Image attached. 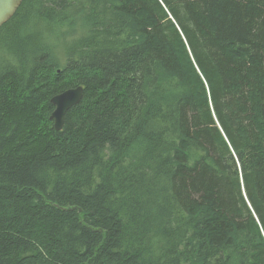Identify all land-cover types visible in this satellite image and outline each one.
Segmentation results:
<instances>
[{
	"label": "trees",
	"instance_id": "trees-1",
	"mask_svg": "<svg viewBox=\"0 0 264 264\" xmlns=\"http://www.w3.org/2000/svg\"><path fill=\"white\" fill-rule=\"evenodd\" d=\"M7 22L0 264L264 263V0H23Z\"/></svg>",
	"mask_w": 264,
	"mask_h": 264
},
{
	"label": "water",
	"instance_id": "water-1",
	"mask_svg": "<svg viewBox=\"0 0 264 264\" xmlns=\"http://www.w3.org/2000/svg\"><path fill=\"white\" fill-rule=\"evenodd\" d=\"M23 0H0V27L6 23L18 10ZM84 96L82 86L67 89L55 95L51 102L55 106L50 118L54 121L57 130H62L65 116L69 109L79 104Z\"/></svg>",
	"mask_w": 264,
	"mask_h": 264
},
{
	"label": "bare ground",
	"instance_id": "bare-ground-1",
	"mask_svg": "<svg viewBox=\"0 0 264 264\" xmlns=\"http://www.w3.org/2000/svg\"><path fill=\"white\" fill-rule=\"evenodd\" d=\"M22 16V15H21ZM8 23V22H7ZM7 31V30H6ZM204 75V74H203ZM83 87V86H82ZM84 88V87H83ZM58 95V94H57ZM54 97V96H53ZM52 97V98H53ZM52 100V99H51ZM75 108V107H74ZM210 108V107H209ZM68 114V113H67ZM212 116V115H211ZM263 130V129H262ZM260 134V133H259ZM221 140H222V138H220ZM224 144H226V143H224ZM142 145V144H141ZM228 147V146H227ZM189 151V150H188ZM152 152V151H151ZM151 155V154H150ZM188 155V154H187ZM113 159H114V157H113ZM145 159V158H144ZM163 159V158H162ZM205 159V158H204ZM245 159V158H244ZM159 160V159H158ZM113 161V160H112ZM214 161V160H213ZM141 163V162H140ZM193 163H195V162H193ZM259 163V162H258ZM161 164V163H160ZM241 164V163H240ZM255 164V163H254ZM109 165V164H108ZM115 165V164H114ZM237 165V164H236ZM259 165V164H258ZM200 166V165H199ZM249 167V166H248ZM258 167V166H257ZM117 168V167H116ZM154 168V167H153ZM243 168V167H242ZM125 169V168H124ZM238 169V168H237ZM164 170V169H163ZM220 170V169H219ZM225 170V169H224ZM226 171V170H225ZM162 173V172H161ZM233 174V173H232ZM144 175V174H143ZM149 175V174H148ZM244 175V174H243ZM233 176V175H232ZM247 176V175H246ZM246 176H244L245 178H246ZM134 177V176H133ZM144 178V177H143ZM162 179V178H161ZM233 179V178H232ZM240 179V178H239ZM121 180V179H120ZM143 180H145V179H143ZM246 180V179H245ZM244 180V181H245ZM122 181V180H121ZM248 181V180H247ZM118 182V181H117ZM154 182V181H153ZM234 183V182H233ZM245 183V182H244ZM140 184V183H139ZM153 184V183H152ZM123 185V184H122ZM128 185V184H127ZM149 185V184H148ZM162 185V184H161ZM246 185V184H245ZM239 186V185H238ZM126 188V187H125ZM148 188V187H147ZM247 188H248V186H247ZM119 189V188H118ZM122 189V188H121ZM172 189V188H171ZM236 189V188H235ZM123 192V191H122ZM149 192V191H148ZM152 192V191H151ZM156 192V191H155ZM158 192V191H157ZM150 193V192H149ZM110 194V193H109ZM127 194V193H126ZM139 194V193H138ZM113 195V194H112ZM127 197V196H126ZM143 197V196H142ZM138 198V197H137ZM240 199V198H239ZM179 200V199H178ZM242 200V199H241ZM54 201V200H53ZM145 201V200H144ZM243 201V200H242ZM140 202V201H139ZM254 202V201H253ZM252 202V203H253ZM152 203V202H151ZM127 204V203H126ZM253 205V204H252ZM253 206H255V204L253 205ZM183 207V206H182ZM239 208V207H238ZM113 209V208H112ZM134 210V209H133ZM137 211V210H136ZM181 211V210H180ZM198 213V212H197ZM196 215V214H195ZM247 215V214H246ZM188 216V215H187ZM187 218V217H186ZM262 219V218H261ZM264 220V219H263ZM171 221V220H170ZM134 222V221H133ZM151 222V221H150ZM248 222H251V220L250 221H248ZM262 222V221H261ZM142 223V222H141ZM149 223V222H148ZM158 224V223H157ZM161 224V223H160ZM193 224V223H192ZM248 224V223H247ZM246 224V225H247ZM250 224V223H249ZM256 224V223H255ZM262 224V223H261ZM147 225V224H146ZM245 225V226H246ZM251 226L250 227H252L253 226V224L251 223L250 224ZM257 228H258V226H256ZM253 228V227H252ZM260 230V229H259ZM153 231V230H152ZM240 232V231H239ZM253 232V231H252ZM180 234V233H179ZM178 234V235H179ZM141 235H143V234H141ZM250 235V234H249ZM234 236V235H233ZM147 237V236H146ZM184 237V236H183ZM263 237V236H262ZM164 238V237H163ZM193 238V237H192ZM174 239V238H173ZM130 240V239H129ZM126 241V240H125ZM135 241V240H134ZM200 241V240H199ZM98 242V241H97ZM191 242V241H190ZM209 242V241H208ZM237 242V241H236ZM140 243V242H139ZM231 243V242H230ZM260 243V242H259ZM258 243V244H259ZM203 244V243H202ZM196 245V244H195ZM139 246V245H138ZM128 247V246H127ZM255 247H257V245L255 246ZM145 248V247H144ZM138 249V248H137ZM127 250V249H126ZM139 250V249H138ZM136 253V252H135ZM138 253V252H137ZM178 253V252H177ZM123 254V253H122ZM191 255V254H190ZM264 255V254H263ZM257 256H258V254H257ZM257 256H255V257H257ZM186 258V257H185ZM184 258V259H185ZM255 259V258H254ZM260 258H258V260H259ZM143 260V259H142ZM259 263V262H258ZM263 263V262H262ZM264 264V263H263Z\"/></svg>",
	"mask_w": 264,
	"mask_h": 264
}]
</instances>
